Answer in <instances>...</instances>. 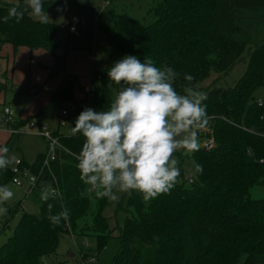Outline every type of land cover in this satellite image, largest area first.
I'll list each match as a JSON object with an SVG mask.
<instances>
[{"label": "trees", "instance_id": "trees-1", "mask_svg": "<svg viewBox=\"0 0 264 264\" xmlns=\"http://www.w3.org/2000/svg\"><path fill=\"white\" fill-rule=\"evenodd\" d=\"M153 1L148 22L122 13L117 19L100 18L98 28L123 56L135 55L141 61L149 57L156 66L180 73L175 81L178 91L187 83L184 74L194 76L192 86L207 93V127L212 131L200 134V144L214 138L215 147H200L190 156L177 153L182 161L181 176L169 193L148 201L127 194V219L116 236L120 249L113 264H264V198L251 196L254 188L264 187V95H258L264 91V41L253 44L250 30L243 26L247 14L264 19V0ZM43 4L47 11L52 2ZM15 5L23 7V0L11 5L0 2V49L9 44L15 53L25 47L53 54L50 78L65 75L50 105L74 103L79 109L77 117L86 107L107 110L119 90L115 84L109 87V68L96 73L100 93L94 89L88 92L97 96L94 105L76 103L78 77L66 73L69 49L57 54L59 27L35 21L28 13L19 23L14 18L4 23L2 18ZM243 63L247 67L238 82L232 87L220 86ZM213 74L217 78L203 87ZM42 89L37 88L34 94ZM75 120L67 122L75 125ZM16 123L13 128L24 125L19 119ZM54 133L60 149L50 168L44 167L45 155L24 167L37 177L35 190L50 183L63 199L41 202L38 215L22 214L0 247V264H42L56 254L62 235L69 230L74 236L93 238L100 253L118 228L103 216L108 199L87 192L81 196L87 186L80 179L75 154L80 152L84 137ZM185 160L201 164L202 174L190 177ZM12 178L10 169L0 171V185ZM49 203L53 205L51 213ZM62 205L70 210V219L52 226L48 216L61 211ZM17 209L9 210L10 217Z\"/></svg>", "mask_w": 264, "mask_h": 264}, {"label": "clouds", "instance_id": "clouds-1", "mask_svg": "<svg viewBox=\"0 0 264 264\" xmlns=\"http://www.w3.org/2000/svg\"><path fill=\"white\" fill-rule=\"evenodd\" d=\"M59 10V9H58ZM25 13L47 24L51 18L43 0H23V7L9 8L2 18L4 23L15 19L19 23ZM108 80L119 86L107 110L96 111L86 107L80 112L72 128L73 134L84 137L82 148L75 159L86 192L98 198L119 201L120 194L139 193L145 201L167 194L173 189L181 169L177 152L192 155L200 150V133L209 124L207 93L192 86L195 79L184 74L182 91L175 87L180 73L171 67L160 68L153 59L143 61L125 54L108 69ZM17 162L6 145H0V171ZM195 177L202 174L203 166L193 161ZM13 183L19 184L14 179ZM14 196L12 188L0 185V214H6L3 205ZM41 201L63 199L59 190L50 183L40 188ZM53 205L48 204L49 213ZM70 210L50 214L52 226L67 223Z\"/></svg>", "mask_w": 264, "mask_h": 264}, {"label": "rangeland", "instance_id": "rangeland-1", "mask_svg": "<svg viewBox=\"0 0 264 264\" xmlns=\"http://www.w3.org/2000/svg\"><path fill=\"white\" fill-rule=\"evenodd\" d=\"M20 1L0 0L6 5ZM43 2H52L47 10L51 18L49 23L59 27L56 38L60 49L57 54L62 55L66 47L69 49L66 73L78 77L79 86L75 90L74 101L76 103L86 101V104L92 106L97 96L89 94V90L94 89L97 93L101 90V82L96 73L110 68L114 62L123 58L121 52L98 28L99 19H117L122 13H128L142 23L148 22L155 2L153 0H43ZM32 19L38 21L33 17ZM243 26L250 30L253 44L259 45L264 41V19H261L260 15L247 14ZM53 65V54L43 49L31 51L21 47L15 53L9 44L0 49V113L6 106L11 107L16 119L24 122L19 128L23 133L20 136L12 135L9 132L11 127L8 125L0 124V145H6L10 149V154H15L23 165H32L38 156L48 153L46 142L37 136L38 126L47 125L51 131L58 130L64 136L73 134L74 124L69 122L59 124L62 118L61 111L68 102H53L50 105L52 94L58 89L65 75L62 73L50 78V69ZM246 67L244 63L236 66L219 83L220 86H234ZM216 78L217 76L213 74L204 82L203 87L209 86ZM39 87L43 89L34 94ZM258 95L263 96L264 91L260 90ZM30 122H34L36 128H31ZM177 153L176 157L181 164V158ZM14 166L15 164L9 168L13 169ZM184 168L192 177L194 170L192 162L185 160ZM20 179L27 187V176L21 174ZM7 185L14 191V196L3 205L7 208V213L0 214V247L12 235L22 214L24 212L40 214V204L43 202L38 189L26 195V190L14 185L12 180ZM133 194L142 197L137 192ZM120 195L119 201H109V205L103 211V216L111 219V226L118 228L102 252L97 253V243L93 238L74 236L69 230L62 235L56 254L46 257L42 264H113L120 249V241L116 236L127 219V194ZM251 196L253 199H263L264 187L254 188ZM19 205L21 206L17 209ZM11 209H17L13 217L9 215Z\"/></svg>", "mask_w": 264, "mask_h": 264}, {"label": "built area", "instance_id": "built-area-1", "mask_svg": "<svg viewBox=\"0 0 264 264\" xmlns=\"http://www.w3.org/2000/svg\"><path fill=\"white\" fill-rule=\"evenodd\" d=\"M108 5V3H107ZM260 105L263 104L262 99H258L257 101ZM79 109L78 106L74 103H68L61 111L62 115V121L60 122V125L63 122H67V120H75L77 117ZM18 119H16L14 111L11 107H5L3 111L0 113V124H6L8 127H11L9 132L13 135H20L23 134L19 128H13L12 126L16 124ZM64 124V123H63ZM29 126L31 128H36V124L34 122H30ZM212 134V131L206 127L201 131L200 134ZM37 136L42 138L47 146H48V153L45 155V160H44V167L50 168V163L53 162L56 158V152L57 150L60 149V142H59V137H57L54 133V131H51L47 125H42L38 126V132ZM201 147L206 149V150H211L215 147V140L214 138H209L206 140H203L201 142ZM13 173V178L12 182L14 179L19 181V184L13 183L19 188H24L26 190V195H30L33 193V191L36 188V182H37V177L34 176L29 172V170L25 167H23V162L21 160H17L15 163V166L13 169H11ZM23 174L24 176H27L28 179V185L27 187L24 185V183L20 179V175Z\"/></svg>", "mask_w": 264, "mask_h": 264}, {"label": "crops", "instance_id": "crops-1", "mask_svg": "<svg viewBox=\"0 0 264 264\" xmlns=\"http://www.w3.org/2000/svg\"><path fill=\"white\" fill-rule=\"evenodd\" d=\"M60 121V120H59ZM58 131V130H57ZM13 135V134H12ZM21 135V134H20ZM20 135H18V136H20ZM38 158V157H37ZM27 165V164H26ZM24 166V165H23ZM8 169H10V168H8ZM11 170V169H10Z\"/></svg>", "mask_w": 264, "mask_h": 264}]
</instances>
